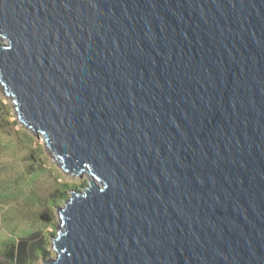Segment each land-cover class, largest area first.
Segmentation results:
<instances>
[{
  "label": "water",
  "instance_id": "water-1",
  "mask_svg": "<svg viewBox=\"0 0 264 264\" xmlns=\"http://www.w3.org/2000/svg\"><path fill=\"white\" fill-rule=\"evenodd\" d=\"M0 36L20 121L95 179L47 264H264V0H0Z\"/></svg>",
  "mask_w": 264,
  "mask_h": 264
},
{
  "label": "rangeland",
  "instance_id": "rangeland-1",
  "mask_svg": "<svg viewBox=\"0 0 264 264\" xmlns=\"http://www.w3.org/2000/svg\"><path fill=\"white\" fill-rule=\"evenodd\" d=\"M7 42L0 36V44ZM0 101V264H47L58 256L61 208L93 177L54 161L46 137L20 121L1 79Z\"/></svg>",
  "mask_w": 264,
  "mask_h": 264
},
{
  "label": "trees",
  "instance_id": "trees-1",
  "mask_svg": "<svg viewBox=\"0 0 264 264\" xmlns=\"http://www.w3.org/2000/svg\"><path fill=\"white\" fill-rule=\"evenodd\" d=\"M2 104H3L2 101H0V107L3 106Z\"/></svg>",
  "mask_w": 264,
  "mask_h": 264
},
{
  "label": "bare ground",
  "instance_id": "bare-ground-1",
  "mask_svg": "<svg viewBox=\"0 0 264 264\" xmlns=\"http://www.w3.org/2000/svg\"><path fill=\"white\" fill-rule=\"evenodd\" d=\"M5 39V38H4ZM93 180H95L94 178H93Z\"/></svg>",
  "mask_w": 264,
  "mask_h": 264
}]
</instances>
